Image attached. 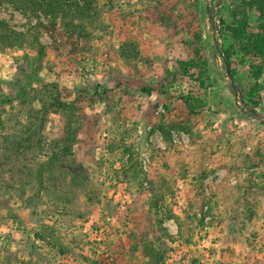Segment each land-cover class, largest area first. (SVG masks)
Masks as SVG:
<instances>
[{
    "label": "rangeland",
    "instance_id": "rangeland-1",
    "mask_svg": "<svg viewBox=\"0 0 264 264\" xmlns=\"http://www.w3.org/2000/svg\"><path fill=\"white\" fill-rule=\"evenodd\" d=\"M179 2H169L178 16L184 7ZM97 3L88 39L71 37L59 23L55 40L35 31L36 18L7 3L0 8V20L26 36L23 48L0 45V80L23 79L25 54L37 56L38 36L46 49L39 78L67 90L65 100L79 108L73 141L63 139L72 117L51 114L41 146L18 149L12 138L49 92L35 83L26 103L0 107V264H148L146 245L163 256L159 264H264V158L255 157L264 155V124L237 105L225 76L222 36L215 49L209 14L221 29L226 1L203 0L201 6L213 85L193 114L179 99L190 84L173 85L169 76L178 62L194 57L183 45L191 37H172L173 26L149 14L151 0ZM40 22L48 25L43 16ZM126 42L138 46L139 60L121 58ZM235 76L244 88L256 84L249 64L235 66ZM164 79L168 97L141 92ZM258 85L261 105L245 101L264 115V75ZM172 123L190 131L172 132L167 143L157 128ZM60 148L71 154L46 175L47 191L39 193L40 163ZM255 160L259 164L251 166ZM30 198H39L35 216Z\"/></svg>",
    "mask_w": 264,
    "mask_h": 264
},
{
    "label": "trees",
    "instance_id": "trees-1",
    "mask_svg": "<svg viewBox=\"0 0 264 264\" xmlns=\"http://www.w3.org/2000/svg\"><path fill=\"white\" fill-rule=\"evenodd\" d=\"M179 3L184 5L183 12L178 16L175 14V7H169V2L172 0H151L155 3L151 8L149 14L155 17V21L159 23L168 22L173 26L172 37L178 34L186 33L191 38L184 39L183 45L188 50L194 53V57L191 56L189 60L178 62L177 70L169 72V76L173 77L172 84L187 83L191 86L190 92L187 95H182L179 99L185 104L186 108L195 113L196 109L205 105L204 100H201L203 93L207 97L208 89L213 85V79L211 78V68L209 60L207 59V47L204 41V35L201 28V15H202V3L203 0H178ZM227 12L223 16L220 32L223 37V49L222 54L227 66L231 67L233 77L235 76V66H245L249 64L250 79L256 84L249 85L248 87L240 88L243 90L248 102L253 105L254 108H258L260 104V93L263 90L262 86L258 85L259 80L264 75V0H225ZM10 4L15 11L22 13L27 17H34L38 20V24L35 26V31L39 33L41 30L54 35H57L59 23L64 30L74 35L78 39H88L86 26L89 22L93 21L98 16V3L97 0H0V8L3 4ZM152 3V4H153ZM254 14L258 15L256 20H253ZM43 16L48 25L40 22V17ZM170 22L172 24H170ZM26 36L23 33H19L12 29L9 24L0 20V45L6 44L10 47L23 48L22 44L26 40ZM57 40L56 38H54ZM33 41L38 45L37 56L33 59L28 54H25V68L23 79H17L15 81L0 80V107H4L7 104H13L15 102L26 103L29 91H31L32 85L35 83L43 84V89L48 90L47 101H42V108L33 110L29 115L28 125L23 129L22 134L14 136L12 144L17 145L18 149L36 146L42 143V138L45 127L48 123V117L51 114L67 113L72 120L66 125L67 137L64 135L63 139L65 144L72 140V129L74 124V115L79 108L76 103L67 102L65 99L68 96V91L63 90L56 83H45L39 76L38 72L41 69L42 63L46 56V49L39 42V37L35 36ZM73 53L78 50L75 42L72 40ZM57 49L56 47H54ZM191 55V54H190ZM120 56L125 61H136L140 59V52L138 46L134 42H126L121 47ZM30 60L32 61L31 64ZM189 79L191 81H189ZM168 80V78L166 79ZM190 82H194L196 85H192ZM238 82V81H237ZM122 86V84H120ZM2 86L7 89V92L2 90ZM168 85L165 83V79L158 84H149L141 89V92L151 96L153 93L166 96L169 94L167 89ZM232 90V86L230 85ZM204 91V92H203ZM67 93V95L64 94ZM203 92V93H202ZM233 92V90H232ZM166 110L170 111L169 104L165 106ZM1 119V118H0ZM165 136V142H172V132L183 130L189 132L190 129L180 123H172L169 126H159L157 128ZM76 135V134H75ZM75 138V136H74ZM69 140V141H68ZM61 143L56 142L57 149ZM61 150V148H60ZM71 154V150L64 148L61 151H53L52 156L49 157V161L40 163L39 170L36 172V179L39 184V193L47 191L45 187L46 175L51 174L56 169L57 165H62L67 159V155ZM259 161H262L264 155L257 154L255 157H260ZM252 161V160H251ZM257 160L251 163V166L258 165ZM206 176L200 177L199 188L197 189L198 195L202 194V182ZM39 197V195H38ZM39 198H30L29 205L34 206L32 215L35 216L36 206L35 201ZM205 204L202 206L204 209ZM203 224V220H200ZM37 237L40 234H36ZM158 251L153 247L145 246L143 255L150 262L148 264H159L163 261V256L158 255ZM155 261V262H154ZM154 262V263H153ZM103 264V262L99 263Z\"/></svg>",
    "mask_w": 264,
    "mask_h": 264
},
{
    "label": "water",
    "instance_id": "water-1",
    "mask_svg": "<svg viewBox=\"0 0 264 264\" xmlns=\"http://www.w3.org/2000/svg\"><path fill=\"white\" fill-rule=\"evenodd\" d=\"M212 0H208V3L210 4ZM221 2V0H220ZM220 16V15H219ZM209 21L210 24L214 27L213 28V37L215 42V49H220V46H222L221 41V32H220V26L215 27V19L213 18V15L209 14ZM226 78L229 80L230 85L232 86V90L234 93V96L237 99V105L240 108V111L245 114L246 116L264 124V115L257 112L253 107H251L246 101H245V94L243 90L240 88L238 82L235 80L232 74V70L230 66H227L226 72H225Z\"/></svg>",
    "mask_w": 264,
    "mask_h": 264
}]
</instances>
